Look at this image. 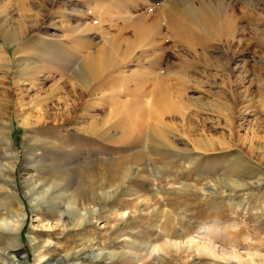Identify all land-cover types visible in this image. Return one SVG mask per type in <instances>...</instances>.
<instances>
[{"label":"rangeland","instance_id":"rangeland-1","mask_svg":"<svg viewBox=\"0 0 264 264\" xmlns=\"http://www.w3.org/2000/svg\"><path fill=\"white\" fill-rule=\"evenodd\" d=\"M0 264H264V0H0Z\"/></svg>","mask_w":264,"mask_h":264},{"label":"bare ground","instance_id":"bare-ground-1","mask_svg":"<svg viewBox=\"0 0 264 264\" xmlns=\"http://www.w3.org/2000/svg\"><path fill=\"white\" fill-rule=\"evenodd\" d=\"M202 9H203V11L206 10V9H204V8H202ZM184 11H185V12H186V11H191V9H190V8H187V9H185ZM200 11H201V9H197L196 12H195V11H191V13L194 12V13H192V14H195V13H196L195 15L199 16L198 14L201 13ZM191 13H189V14H191ZM186 14H187V13H186ZM202 14H203V13H202ZM195 18H196V17H195ZM197 18H198V17H197ZM200 18H201V17H200ZM201 19H202V18H201ZM199 21H200V20H199ZM203 21H204V20H203ZM205 21H206V20H205ZM200 22H202V21H200ZM206 22H207V21H206ZM201 24H202V23H201ZM15 230L18 231L19 228H18V227H15ZM172 238H173V235H172V234H167V235H166V240H165V241L174 244V243H175V240H172ZM188 241H189L190 243L192 242L191 239L188 240ZM210 243H211V242L209 241L207 244H204V243H203V244H201L200 246L202 247V249L204 248V249H207V250L213 252V251H214V248H212V246L210 245ZM198 245H199V244H198ZM154 248H156V247H154ZM215 253H216V252H215Z\"/></svg>","mask_w":264,"mask_h":264}]
</instances>
